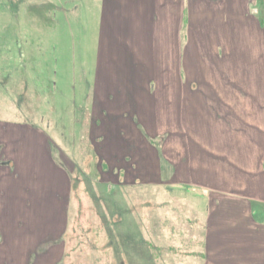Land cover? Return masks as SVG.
<instances>
[{
    "label": "crops",
    "instance_id": "1",
    "mask_svg": "<svg viewBox=\"0 0 264 264\" xmlns=\"http://www.w3.org/2000/svg\"><path fill=\"white\" fill-rule=\"evenodd\" d=\"M100 15L86 135L122 137L107 150L125 172L138 163L124 154L128 137L165 136L158 156L167 162L147 180L119 174L98 183L127 194L171 187L204 202L205 238L189 263L264 264V0H102ZM35 130L37 144L0 161L1 198L21 209L5 215H65L68 170Z\"/></svg>",
    "mask_w": 264,
    "mask_h": 264
},
{
    "label": "rangeland",
    "instance_id": "2",
    "mask_svg": "<svg viewBox=\"0 0 264 264\" xmlns=\"http://www.w3.org/2000/svg\"><path fill=\"white\" fill-rule=\"evenodd\" d=\"M101 1L0 0V161L37 144L39 128L58 168L68 170L72 190L58 217L44 210L40 217L5 215L21 209L7 208L13 200L0 192V264H193L201 253L199 213L207 206L199 198L159 185L110 193L98 183L100 177L114 183L119 174L147 180L167 162L158 156L165 136L128 137L124 154L138 163L125 172L126 163L107 150L122 137H99L96 128L86 135ZM3 124L10 127L5 138ZM187 146L199 154V146Z\"/></svg>",
    "mask_w": 264,
    "mask_h": 264
}]
</instances>
